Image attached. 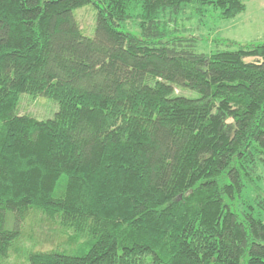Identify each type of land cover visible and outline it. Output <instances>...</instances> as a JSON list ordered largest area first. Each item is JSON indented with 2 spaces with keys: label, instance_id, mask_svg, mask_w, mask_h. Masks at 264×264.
Returning a JSON list of instances; mask_svg holds the SVG:
<instances>
[{
  "label": "trees",
  "instance_id": "1",
  "mask_svg": "<svg viewBox=\"0 0 264 264\" xmlns=\"http://www.w3.org/2000/svg\"><path fill=\"white\" fill-rule=\"evenodd\" d=\"M245 1L0 0V264L35 214L67 239L14 264H264V41L206 53L177 27Z\"/></svg>",
  "mask_w": 264,
  "mask_h": 264
},
{
  "label": "rangeland",
  "instance_id": "2",
  "mask_svg": "<svg viewBox=\"0 0 264 264\" xmlns=\"http://www.w3.org/2000/svg\"><path fill=\"white\" fill-rule=\"evenodd\" d=\"M243 12L232 18L222 19L218 12L207 8L203 14H196L187 10L177 17V27L181 36H191L197 39V49L202 52H210L216 48L225 47L231 42L248 44L250 42L264 41V0H247ZM80 27L91 35L94 23L95 9L92 4H87L74 10ZM121 29L130 32H138L139 28L135 21L128 20L123 23ZM246 60H251L247 58ZM28 94H21L19 104L16 107L18 114H30L37 119H45L53 116L57 110V104L53 100L37 96L34 99ZM261 177L256 178L259 190H264V170H260ZM258 190V191H259ZM244 198L254 200L257 195L252 186L247 185ZM35 218H29L23 228L21 237L12 248L10 257L6 264L17 263V247H33L41 250L55 248L56 245L64 246L68 236L67 231H59L56 226L49 223H40L37 214ZM264 216V215H263ZM22 260V258H19ZM19 264H22L19 261Z\"/></svg>",
  "mask_w": 264,
  "mask_h": 264
}]
</instances>
